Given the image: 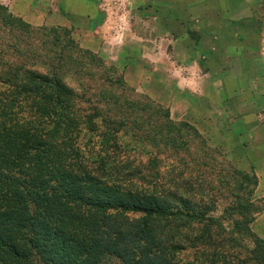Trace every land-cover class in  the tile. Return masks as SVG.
Returning <instances> with one entry per match:
<instances>
[{
	"label": "trees",
	"instance_id": "1",
	"mask_svg": "<svg viewBox=\"0 0 264 264\" xmlns=\"http://www.w3.org/2000/svg\"><path fill=\"white\" fill-rule=\"evenodd\" d=\"M189 129L68 30L0 5V264H264L252 222L210 217L190 183L177 195L140 179L164 148L197 168L199 195L220 196Z\"/></svg>",
	"mask_w": 264,
	"mask_h": 264
},
{
	"label": "crops",
	"instance_id": "2",
	"mask_svg": "<svg viewBox=\"0 0 264 264\" xmlns=\"http://www.w3.org/2000/svg\"><path fill=\"white\" fill-rule=\"evenodd\" d=\"M11 8L34 26L75 29L96 53L167 71L186 96L200 91L232 122L226 141L264 197V0H12Z\"/></svg>",
	"mask_w": 264,
	"mask_h": 264
},
{
	"label": "rangeland",
	"instance_id": "3",
	"mask_svg": "<svg viewBox=\"0 0 264 264\" xmlns=\"http://www.w3.org/2000/svg\"><path fill=\"white\" fill-rule=\"evenodd\" d=\"M11 1L0 0V5L8 10V14H14L11 8ZM49 28L66 29L75 37V29L64 27ZM77 42L82 48L90 50L82 42L78 40ZM94 53L99 55L107 64L117 67L124 73L128 85L138 95L148 97L163 108L168 109L172 118L178 124L190 125L189 132L184 131L185 135L189 137V147L195 151L203 150L217 160L216 162L222 173V179H220L222 180L223 188L220 196L217 197L211 192L209 184H207L206 187H209V190L207 189L203 195H199V187L196 182H200V179H197L196 182L193 181V179L199 178L197 168L186 164L181 165L176 157H173V160H168V155L164 148L158 151L160 158L156 164V174L153 175L151 171H147L148 164L145 166L146 168H142L143 175H141L140 179H145V181L149 182L152 178H155L161 188H165L164 190L171 189L177 195L182 194V191L179 190L180 187H183L185 183H190L189 196L196 199L204 197L203 199L206 200L207 204H210V217L226 222V225L229 223L230 226H233V220H237L238 226L241 223L243 225L241 227H245L247 223L252 222L250 229L253 234L264 240L262 236V233L264 235V217H262L264 213V197L257 193L258 179L253 177L256 176L255 173L241 164L243 155L234 151L235 147L226 141L225 135L228 133V126L230 127L232 122L226 121L218 111L213 110L211 106L209 107L205 96L200 91L186 96V93L183 94L180 89L174 87L172 82L168 80L167 71L163 72L164 75L160 72L162 76L167 78L166 82H162V76L155 71L151 64L140 67V58H127L123 55H118V53H110L109 55ZM131 61H135V71L132 74H128L127 69L130 67ZM140 68L142 70L141 73L139 72ZM154 78L158 79V85L157 82H153ZM130 97L135 98L131 94ZM194 130L197 131V134L194 133ZM147 157L148 155L144 153L142 160L146 161ZM210 161L214 160L210 159ZM231 171L235 174L230 175ZM217 200H219L217 203L213 202ZM238 212H242L245 217H240ZM191 258L188 257V260H191ZM115 264L121 263L116 261Z\"/></svg>",
	"mask_w": 264,
	"mask_h": 264
}]
</instances>
